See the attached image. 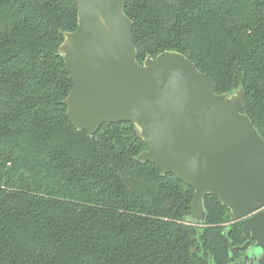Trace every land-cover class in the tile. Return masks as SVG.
Masks as SVG:
<instances>
[{
    "label": "trees",
    "instance_id": "obj_1",
    "mask_svg": "<svg viewBox=\"0 0 264 264\" xmlns=\"http://www.w3.org/2000/svg\"><path fill=\"white\" fill-rule=\"evenodd\" d=\"M136 61L177 52L216 95L242 89L264 141V0H127ZM77 29L72 0H0V264H229L241 223L214 196L136 157L131 123L92 137L66 116L72 88L58 48Z\"/></svg>",
    "mask_w": 264,
    "mask_h": 264
},
{
    "label": "water",
    "instance_id": "obj_2",
    "mask_svg": "<svg viewBox=\"0 0 264 264\" xmlns=\"http://www.w3.org/2000/svg\"><path fill=\"white\" fill-rule=\"evenodd\" d=\"M72 1L77 29L58 48L72 81L64 101L71 125L92 137L102 124H133L146 146L136 160L193 190L189 219L203 226L204 199L216 197L230 223H243L247 242L232 250L246 252L252 239L264 264V141L242 113L244 91L216 95L177 52L138 64L127 0Z\"/></svg>",
    "mask_w": 264,
    "mask_h": 264
},
{
    "label": "flooded vegetation",
    "instance_id": "obj_3",
    "mask_svg": "<svg viewBox=\"0 0 264 264\" xmlns=\"http://www.w3.org/2000/svg\"><path fill=\"white\" fill-rule=\"evenodd\" d=\"M241 223V233H240V237L242 239V243L236 246H231V248H229V253H230V262L229 264H258L257 263V255L255 254L257 251L254 249V245L255 242L250 239V245L248 246L246 252H235L232 250V248H239L242 247L246 242L247 239H245V236L242 232V226L243 223L242 221L236 222L235 224ZM232 224L234 223H229L227 225V227L229 228V230L226 231V237H229L231 235H233V231L230 228L232 226Z\"/></svg>",
    "mask_w": 264,
    "mask_h": 264
}]
</instances>
